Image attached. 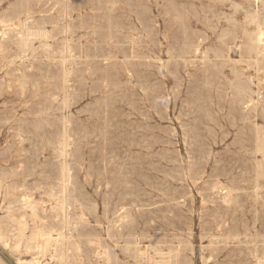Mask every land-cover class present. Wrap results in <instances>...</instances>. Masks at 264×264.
I'll list each match as a JSON object with an SVG mask.
<instances>
[{
  "label": "rangeland",
  "instance_id": "rangeland-1",
  "mask_svg": "<svg viewBox=\"0 0 264 264\" xmlns=\"http://www.w3.org/2000/svg\"><path fill=\"white\" fill-rule=\"evenodd\" d=\"M0 32V264H264V0H0Z\"/></svg>",
  "mask_w": 264,
  "mask_h": 264
},
{
  "label": "bare ground",
  "instance_id": "bare-ground-1",
  "mask_svg": "<svg viewBox=\"0 0 264 264\" xmlns=\"http://www.w3.org/2000/svg\"><path fill=\"white\" fill-rule=\"evenodd\" d=\"M63 2V1H62ZM51 4V3H50ZM66 5H67V3H66ZM57 7V6H56ZM63 9V8H62ZM22 12V11H21ZM68 13V12H67ZM56 14V13H55ZM27 16V15H26ZM56 16H58V15H56ZM34 17V16H33ZM30 18V17H29ZM32 18V17H31ZM68 18V17H67ZM22 19V18H21ZM20 20V19H19ZM67 20V19H66ZM69 21H70V19H69ZM16 22V21H15ZM28 23V22H27ZM30 23V22H29ZM3 24V23H2ZM8 24H10V23H8ZM19 24V23H18ZM31 24V23H30ZM25 25V24H24ZM14 26H15V24H14ZM13 28V27H12ZM38 28H39V26H38ZM28 29V28H27ZM4 30H5V28H4ZM3 30V31H4ZM7 30H8V28H7ZM6 30V31H7ZM11 30V29H10ZM20 30V29H19ZM6 31H4V32H6ZM35 31V30H34ZM34 31H33V33H34ZM41 31V30H40ZM45 31V30H44ZM32 32V31H31ZM37 32V31H36ZM35 32V33H36ZM42 32V31H41ZM66 32V31H65ZM1 33V32H0ZM7 33V32H6ZM30 33V32H29ZM22 34V33H21ZM38 34V33H37ZM36 34V35H37ZM2 35H5V34H2ZM7 35V34H6ZM30 35V34H29ZM48 35V34H47ZM39 36V35H38ZM43 36V35H42ZM30 37H31V35H30ZM32 37H33V35H32ZM29 38V37H28ZM45 39H46V37H45ZM47 41V40H46ZM68 58H70V57H68ZM64 67V66H63ZM64 70V69H63ZM67 76V75H66ZM64 84V83H63ZM67 133V132H66ZM68 137V136H67ZM261 154V153H260ZM261 161V160H260ZM260 164H261V162H260ZM67 174V173H66ZM67 178V177H66ZM70 179V178H69ZM70 181V180H69ZM69 185V184H68ZM67 187V186H66ZM67 189V188H66ZM220 189V188H219ZM221 189H223V188H221ZM223 191V190H222ZM229 192V191H228ZM220 193H222V192H220ZM226 193V192H225ZM230 194V193H229ZM68 195V194H67ZM228 195V194H227ZM226 196V195H225ZM251 229V228H250ZM40 235H41V233H40ZM68 237V236H67ZM66 237V238H67ZM243 237V236H242ZM246 237V236H245ZM63 238H64V236H63ZM56 240V239H55ZM50 241V240H49ZM58 241V240H57ZM66 241V240H65ZM240 241V240H239ZM238 242V241H237ZM66 243V242H65ZM231 243V242H230ZM216 244H217V242H216ZM49 245V244H48ZM48 245H46V247H48ZM39 246V245H38ZM220 246V245H219ZM228 246H230V245H228ZM232 246V245H231ZM68 250V249H67Z\"/></svg>",
  "mask_w": 264,
  "mask_h": 264
}]
</instances>
